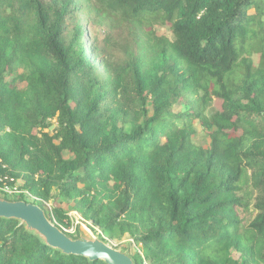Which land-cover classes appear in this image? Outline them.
Listing matches in <instances>:
<instances>
[{
    "label": "trees",
    "instance_id": "1",
    "mask_svg": "<svg viewBox=\"0 0 264 264\" xmlns=\"http://www.w3.org/2000/svg\"><path fill=\"white\" fill-rule=\"evenodd\" d=\"M81 12L102 32L103 70ZM10 178L33 203L73 200L108 238L128 233L135 264H264V0H0V185ZM0 264L106 263L0 217Z\"/></svg>",
    "mask_w": 264,
    "mask_h": 264
},
{
    "label": "rangeland",
    "instance_id": "2",
    "mask_svg": "<svg viewBox=\"0 0 264 264\" xmlns=\"http://www.w3.org/2000/svg\"><path fill=\"white\" fill-rule=\"evenodd\" d=\"M252 11L253 9H251L249 12ZM79 16L83 29L82 41L87 55L86 58L89 59L90 62L97 61L99 69L103 70L104 66L102 56L96 49L95 42L93 41L94 35L102 37V32L100 31L99 27L89 25L86 13L81 12ZM155 29L158 35H166L168 37H172L171 31L166 25L156 26ZM112 54L113 58L115 59L120 56V54L116 50H113ZM252 58L254 61H256L257 59L255 55H253ZM186 107L187 105L182 101L178 104H175L173 106V110L175 112H178L179 110L183 111ZM215 107L216 106L213 103L211 109H214ZM193 123L196 126V135L194 137L195 141L198 142V144L206 146L209 142V137L206 135L201 125L198 124L197 120H194ZM125 128L128 129L129 126L125 125ZM161 140H163V138ZM8 182H13V184H9ZM21 184V179L13 180L12 178H10L7 182L3 183V185H0V198H5L8 200H18L20 199V193L23 192L24 194L22 199L28 202H32L31 200H35L36 198L34 196L30 195L28 191L21 188ZM43 204L48 210L51 207H61L62 211H65V214L69 217V222H66L65 226H60V228L69 236L73 238H79L81 236L87 238H91L93 236L103 237L111 246L120 249L131 256H133L136 252H140L142 254L141 243H136V241L128 233L123 234L119 239L108 238L107 236L103 235L101 229L97 224H94L90 219L84 217L82 212L73 207V200H67L64 197H55L47 202L43 201ZM251 204L252 200L250 201V207ZM251 209H249V212L246 213V215H244L243 212L239 211L240 218H244V220L248 222V220L252 217V213H250L252 211ZM254 212L255 211H253V214ZM232 254L234 258H237L239 256V254L234 250L232 251ZM145 263L148 264V261L145 260Z\"/></svg>",
    "mask_w": 264,
    "mask_h": 264
},
{
    "label": "water",
    "instance_id": "3",
    "mask_svg": "<svg viewBox=\"0 0 264 264\" xmlns=\"http://www.w3.org/2000/svg\"><path fill=\"white\" fill-rule=\"evenodd\" d=\"M0 217L18 220L27 230L38 234L47 245L65 254L81 255L89 260L100 259L106 264H135L131 255L111 246L103 237L69 236L38 203L0 198Z\"/></svg>",
    "mask_w": 264,
    "mask_h": 264
}]
</instances>
